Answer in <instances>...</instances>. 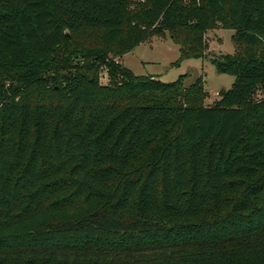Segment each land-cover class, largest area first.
Segmentation results:
<instances>
[{"label":"trees","instance_id":"1","mask_svg":"<svg viewBox=\"0 0 264 264\" xmlns=\"http://www.w3.org/2000/svg\"><path fill=\"white\" fill-rule=\"evenodd\" d=\"M217 26L212 106L120 62ZM1 70L0 264H264V0H0ZM42 79L67 100H15Z\"/></svg>","mask_w":264,"mask_h":264},{"label":"rangeland","instance_id":"2","mask_svg":"<svg viewBox=\"0 0 264 264\" xmlns=\"http://www.w3.org/2000/svg\"><path fill=\"white\" fill-rule=\"evenodd\" d=\"M142 0H130V8L141 4ZM234 31L223 30L220 26L209 30L204 35L206 45L205 56L189 58L179 61L180 47L175 44L167 32L162 36H150L142 44L135 47L130 53L121 58V64L135 76L152 77L162 83L175 82L182 76V84L187 87L197 79H202L206 92L204 105H214L220 100V93L232 87L234 77L219 74L211 62L214 58L223 55H233L235 46ZM5 70L0 71V81L4 80ZM108 82L106 72L101 73L100 83ZM58 90V94L55 91ZM65 99V92L60 86H54L48 80L36 81L26 90H21L15 100L29 101L32 104L45 102L52 103L58 99ZM257 95V99H260ZM68 98V97H67ZM65 99V101L67 100Z\"/></svg>","mask_w":264,"mask_h":264},{"label":"water","instance_id":"3","mask_svg":"<svg viewBox=\"0 0 264 264\" xmlns=\"http://www.w3.org/2000/svg\"><path fill=\"white\" fill-rule=\"evenodd\" d=\"M65 35H66V36H69L68 31H65Z\"/></svg>","mask_w":264,"mask_h":264}]
</instances>
